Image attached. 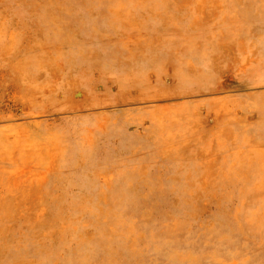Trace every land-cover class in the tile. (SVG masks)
Here are the masks:
<instances>
[{
	"label": "rangeland",
	"instance_id": "1",
	"mask_svg": "<svg viewBox=\"0 0 264 264\" xmlns=\"http://www.w3.org/2000/svg\"><path fill=\"white\" fill-rule=\"evenodd\" d=\"M0 264H264V0H0Z\"/></svg>",
	"mask_w": 264,
	"mask_h": 264
},
{
	"label": "bare ground",
	"instance_id": "2",
	"mask_svg": "<svg viewBox=\"0 0 264 264\" xmlns=\"http://www.w3.org/2000/svg\"><path fill=\"white\" fill-rule=\"evenodd\" d=\"M110 69V68H109ZM111 70V69H110ZM128 72V71H127Z\"/></svg>",
	"mask_w": 264,
	"mask_h": 264
}]
</instances>
